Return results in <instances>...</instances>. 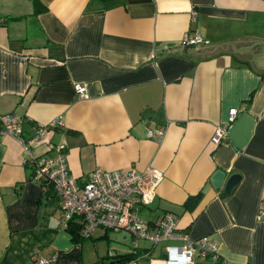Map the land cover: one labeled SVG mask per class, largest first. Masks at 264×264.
Here are the masks:
<instances>
[{
  "label": "crops",
  "instance_id": "0c3cea01",
  "mask_svg": "<svg viewBox=\"0 0 264 264\" xmlns=\"http://www.w3.org/2000/svg\"><path fill=\"white\" fill-rule=\"evenodd\" d=\"M39 1L33 13L32 0H0V113L20 116L24 137L61 117L51 141L64 145L79 183L96 167L161 170L141 212L170 211L190 238L217 243L216 261L194 264H264V68L245 63L253 56L243 48L264 40V0ZM194 33L208 43L179 44ZM232 107L227 136L213 145ZM159 127L160 140L147 136ZM231 173L241 178L226 194ZM59 215L60 198L30 177L20 141L0 137V264H97L134 252L122 231L96 228L78 243ZM163 251L142 243L131 264H167Z\"/></svg>",
  "mask_w": 264,
  "mask_h": 264
},
{
  "label": "built area",
  "instance_id": "2783aa9c",
  "mask_svg": "<svg viewBox=\"0 0 264 264\" xmlns=\"http://www.w3.org/2000/svg\"><path fill=\"white\" fill-rule=\"evenodd\" d=\"M208 42L198 33L187 34L179 43L181 46L205 45ZM78 96L87 97L86 87L74 84ZM238 108L229 109L227 123L215 127L211 143L216 145L227 136V126L234 120ZM63 125L61 117L46 124L32 127L29 136L22 135V119L14 112L0 113V137L10 134L21 143L23 162L30 169V177L52 185L60 198L58 225L69 229L70 224H79V236L89 238L96 228L112 232H126L131 237L135 252L145 243L150 247L163 246L167 264H194V257L218 259L217 243L209 236L190 238L178 226L174 213L164 211L149 219L140 215L143 207L149 206L156 195V189L163 173L148 167L142 171L135 168L104 169L96 167L88 172L86 179L79 183L69 172L64 145L51 141L53 130ZM163 128L148 129L147 136L160 140ZM45 150L36 152L38 146ZM51 151L50 155L45 154ZM49 258L38 256V264H48ZM100 264H131L118 261L109 254Z\"/></svg>",
  "mask_w": 264,
  "mask_h": 264
},
{
  "label": "water",
  "instance_id": "95a60500",
  "mask_svg": "<svg viewBox=\"0 0 264 264\" xmlns=\"http://www.w3.org/2000/svg\"><path fill=\"white\" fill-rule=\"evenodd\" d=\"M249 41H252V42L243 48H246V49H244L246 51L248 49H252L251 50L252 53H250V54H252L253 59H247V60H245V63L258 65V67H259L258 69L264 68V40L257 39V40H249ZM229 42H239V41H228V42H224V43L228 44ZM219 44H221V43H219ZM219 44H215V45L218 46ZM230 44H232V43H230ZM226 48H227V45H226ZM232 48L234 49L233 52H235V53H237L239 51L238 50L239 48L235 49L233 44H232ZM240 48H242V47H240ZM256 48H259V52L256 54H253V52ZM196 49H198V48H196ZM223 49H225V48H223ZM188 50H191V49H188ZM239 52H242V51H239ZM224 175H225V173L223 171H216L215 172V174L213 176V182L216 186H220L222 184V181L224 179ZM240 178H241V176L237 173H231L230 175H228L225 178V182H224V186H223V192L226 194L231 193L233 187L239 182ZM162 257L165 258L166 254L163 253Z\"/></svg>",
  "mask_w": 264,
  "mask_h": 264
},
{
  "label": "trees",
  "instance_id": "16d2710c",
  "mask_svg": "<svg viewBox=\"0 0 264 264\" xmlns=\"http://www.w3.org/2000/svg\"><path fill=\"white\" fill-rule=\"evenodd\" d=\"M33 3V13H37L38 11L42 10L44 8V6L41 4V2L39 0H32ZM43 184H49L47 182H42ZM51 187H48L46 190V194L50 195L51 194ZM199 195H195V196H191L187 199L186 201V205L187 207H190L194 204V202L198 199ZM70 231L73 232L74 237H76L77 242L79 243V241L82 239L79 236V229H80V225L79 224H70L69 226ZM135 252H131V253H127V254H120L117 256H113L114 259L118 260V261H130L135 257ZM105 258H107V256H105L104 258H101L97 264H100Z\"/></svg>",
  "mask_w": 264,
  "mask_h": 264
},
{
  "label": "rangeland",
  "instance_id": "374dc122",
  "mask_svg": "<svg viewBox=\"0 0 264 264\" xmlns=\"http://www.w3.org/2000/svg\"><path fill=\"white\" fill-rule=\"evenodd\" d=\"M140 215L144 216V214H143L141 211H140ZM109 231H110V230H109ZM109 233H110V232H109ZM111 234H113L112 231H111ZM113 243H114V241H113ZM123 246L126 247V248L128 247V245H118L117 247H121V248H123ZM96 247H97V248H100V245H96Z\"/></svg>",
  "mask_w": 264,
  "mask_h": 264
}]
</instances>
